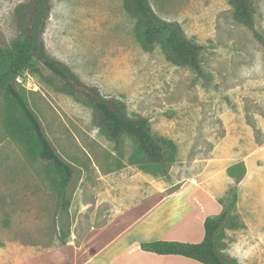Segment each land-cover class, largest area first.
<instances>
[{
  "label": "rangeland",
  "instance_id": "obj_1",
  "mask_svg": "<svg viewBox=\"0 0 264 264\" xmlns=\"http://www.w3.org/2000/svg\"><path fill=\"white\" fill-rule=\"evenodd\" d=\"M148 1L201 48V76L169 62L160 45L146 52L125 0H46L37 31L43 55L122 114L148 118L154 136L172 142L171 160L138 162L133 139L111 141L93 110L36 61L37 71H24L16 83L54 149L74 167L71 205L63 211L48 163L9 135L0 91V264L105 222L121 207L110 186L116 180L143 171L169 187L219 158L237 165L240 178L225 199L218 252L230 264H264V0H254L253 16L263 41L234 18L228 0ZM27 2L0 0V46L17 37Z\"/></svg>",
  "mask_w": 264,
  "mask_h": 264
},
{
  "label": "trees",
  "instance_id": "obj_2",
  "mask_svg": "<svg viewBox=\"0 0 264 264\" xmlns=\"http://www.w3.org/2000/svg\"><path fill=\"white\" fill-rule=\"evenodd\" d=\"M45 1L28 0L19 22L17 37L6 47L0 46V91L6 98L5 127L9 135L20 142L31 157L48 163L49 177L63 199L62 209L68 212L71 201L67 198V193L75 174L74 167L54 149L40 120L30 109L16 83L24 71H37L36 61L43 65L63 91L80 98L93 110L99 127L111 141L119 143L123 137L133 139L136 142L134 157L138 162L162 165L171 160L166 150L173 153L175 148L172 142L154 136L148 118L122 114L112 101L42 54L37 30ZM228 1L234 18L249 26L255 36L263 41L253 23L254 0ZM125 6L136 21L135 37L146 52H152L160 45L169 62L189 68L197 76L202 75L201 48L186 36L179 23L161 19L148 0H125ZM227 220L226 208L221 215L207 218L204 223L205 240L200 244L158 241L142 247L158 255H180L203 264H230V261L220 256L217 249V239ZM67 236H64L61 244L66 242Z\"/></svg>",
  "mask_w": 264,
  "mask_h": 264
},
{
  "label": "crops",
  "instance_id": "obj_3",
  "mask_svg": "<svg viewBox=\"0 0 264 264\" xmlns=\"http://www.w3.org/2000/svg\"><path fill=\"white\" fill-rule=\"evenodd\" d=\"M211 159L200 173L166 186L149 172L127 175L111 188L120 209L80 236L7 264H203L180 255L143 249L158 241L200 244L205 220L225 210V199L239 179L237 165Z\"/></svg>",
  "mask_w": 264,
  "mask_h": 264
},
{
  "label": "built area",
  "instance_id": "obj_4",
  "mask_svg": "<svg viewBox=\"0 0 264 264\" xmlns=\"http://www.w3.org/2000/svg\"><path fill=\"white\" fill-rule=\"evenodd\" d=\"M18 80H19V78H18Z\"/></svg>",
  "mask_w": 264,
  "mask_h": 264
}]
</instances>
